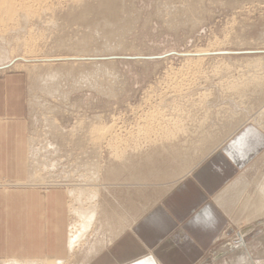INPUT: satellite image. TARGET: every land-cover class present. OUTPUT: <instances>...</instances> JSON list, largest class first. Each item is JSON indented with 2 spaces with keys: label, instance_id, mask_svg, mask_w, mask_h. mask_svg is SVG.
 I'll return each instance as SVG.
<instances>
[{
  "label": "rangeland",
  "instance_id": "obj_1",
  "mask_svg": "<svg viewBox=\"0 0 264 264\" xmlns=\"http://www.w3.org/2000/svg\"><path fill=\"white\" fill-rule=\"evenodd\" d=\"M33 12L0 28V77L25 81L39 185L24 188L102 193L113 161L166 142L167 130L188 137L215 114L251 121L264 109V0H46ZM8 182L0 189L16 188Z\"/></svg>",
  "mask_w": 264,
  "mask_h": 264
},
{
  "label": "crops",
  "instance_id": "obj_2",
  "mask_svg": "<svg viewBox=\"0 0 264 264\" xmlns=\"http://www.w3.org/2000/svg\"><path fill=\"white\" fill-rule=\"evenodd\" d=\"M26 105L22 75L0 77V181L18 185L0 189V263L53 264L70 254V198L19 185L29 175ZM227 114L113 161L110 189H97L96 228L69 264H201L226 254L231 264H264V128Z\"/></svg>",
  "mask_w": 264,
  "mask_h": 264
},
{
  "label": "bare ground",
  "instance_id": "obj_3",
  "mask_svg": "<svg viewBox=\"0 0 264 264\" xmlns=\"http://www.w3.org/2000/svg\"><path fill=\"white\" fill-rule=\"evenodd\" d=\"M45 2V4H46V0H0V28H1V26L3 25V24H5L6 22H8V23H12V22H10V21H12V20H15L16 18H20V19H22V21H26L28 18H30L31 17V15H33V9H34V6H36V5H38V7L40 6V4L42 5V3H44ZM44 5V4H43ZM33 8V9H32ZM37 11V10H36ZM35 11V12H36ZM46 12V11H45ZM30 14V17H28V15ZM21 17H26L27 19L25 20V18H24V20H23V18H21ZM19 20V19H18ZM16 21V20H15ZM17 22V21H16ZM8 26V25H7ZM9 27V26H8ZM2 29V28H1ZM9 29V28H8ZM7 30V29H6ZM2 31V30H1ZM3 32V31H2ZM0 36H4V35H1V32H0ZM99 36V35H98ZM34 45V44H33ZM93 49V48H92ZM41 66V65H40ZM79 69V68H78ZM60 71V70H59ZM57 73V72H56ZM85 76H86V74H85ZM73 86V85H72ZM70 89H72V88H70ZM256 119H258V120H256ZM256 119H252L251 120V122H253V123H257V121H261V120H264V109L262 110V111H260V113H259V115L257 116V118ZM262 122V121H261ZM100 124V123H99ZM95 126V125H94ZM261 126V125H260ZM104 130V129H103ZM103 130H101V131H103ZM98 131V130H97ZM100 131V132H101ZM33 140V139H32ZM52 140V139H51ZM31 141V140H30ZM32 142H34V141H32ZM32 142H28V144L29 143H32ZM48 142H50V141H48ZM117 143V142H116ZM27 144V145H28ZM36 144V143H35ZM52 144H54L53 142H52ZM51 144V142L49 143V145H47V147H46V149L47 150H49V149H52V150H54V145H52ZM114 144V143H113ZM34 145V144H33ZM56 145V144H55ZM29 146V145H28ZM46 146V145H45ZM29 147H32V145L31 146H29ZM28 147V148H29ZM44 147V146H43ZM57 147V146H56ZM55 147V148H56ZM28 148H27V150H28ZM36 148V147H35ZM39 148V147H38ZM42 148V147H41ZM49 148V149H48ZM40 149V148H39ZM45 148H43V150H44ZM59 149V148H58ZM98 150V149H97ZM38 151H40V150H38ZM51 151V150H50ZM29 152H31V155H28L27 156V159H28V157L29 156H32V150H28V153ZM34 153H35V151H33ZM53 152V151H52ZM55 152V151H54ZM27 153V154H28ZM37 153L38 152H36V155H37ZM44 153H47V154H51V152H49V151H47V152H44ZM57 153H59V150H58V152ZM57 153H56V155H57ZM68 154V153H67ZM55 155V154H54ZM55 155V156H56ZM34 156H35V154H34ZM51 156V155H50ZM98 156V155H97ZM58 157V156H57ZM30 158V157H29ZM34 159V158H33ZM32 159V157H31V159H29V161L30 160H33ZM35 159L37 160V158L35 157ZM33 161H35V160H33ZM43 161V160H42ZM37 162V161H36ZM48 162V161H47ZM89 162V161H88ZM91 162H95V161H91ZM90 162V165L91 164H96V163H91ZM29 164H31L30 162H28ZM28 163H27V165H28ZM40 163V162H39ZM39 163H37L38 165H43V164H39ZM42 163V162H41ZM85 163V162H84ZM98 163V162H97ZM35 164V163H34ZM50 164V163H49ZM85 164H87V163H85ZM32 165V164H31ZM44 165H46V164H44ZM88 165V164H87ZM98 165V164H97ZM28 166H30V165H28ZM47 166V165H46ZM73 166V165H72ZM33 167H34V165H33ZM39 167V166H38ZM45 167V166H44ZM57 167V166H56ZM85 168H86V166H84ZM88 167V166H87ZM94 167V166H93ZM28 168V167H27ZM46 168H48V166L46 167ZM53 168V167H52ZM90 168H91V166H90ZM94 168H96V167H94ZM99 168V167H98ZM98 168H97V170H98ZM29 169H30V167H29ZM28 169V170H29ZM35 169H36V167H35ZM100 169V168H99ZM27 170V171H28ZM33 170V169H32ZM96 170V171H97ZM55 171V170H54ZM70 171V170H69ZM72 171V170H71ZM91 171L92 170H90V173H91ZM95 171V172H96ZM30 172H32L31 170H30ZM34 172V171H33ZM49 172V171H48ZM66 172V171H65ZM64 172V173H65ZM79 172V171H78ZM83 172V171H82ZM94 172V169H93V173H95ZM29 173V172H28ZM68 173V172H67ZM81 173V172H80ZM30 175H28V178H27V180H25V183H22V184H26V185H24V186H30V187H33V186H36V185H39V184H33V183H30V182H36L37 180H35V179H33L32 177L33 176H31V174L32 173H29ZM82 174H84V173H82ZM87 174V173H86ZM67 175V174H66ZM76 175H78V174H76ZM97 175V177H98V175L99 174H96ZM49 177H52L51 175L49 176ZM48 177V178H49ZM64 177V176H63ZM68 177V176H67ZM84 177V176H83ZM83 177H82V179H83ZM47 178V177H46ZM75 178V177H74ZM76 178H77V176H76ZM88 177H87V175H86V179H87ZM96 178V177H95ZM85 179V178H84ZM34 180V181H33ZM40 180H41V178H40ZM47 180V179H46ZM49 180V179H48ZM51 180V179H50ZM68 180V179H67ZM72 180V179H71ZM75 180V179H74ZM72 181V182H74L75 183V181ZM89 180V179H88ZM27 181V182H26ZM42 181V180H41ZM64 181V180H63ZM96 181V180H95ZM94 181V182H95ZM100 181V180H99ZM58 182H60V181H58ZM65 182V181H64ZM78 182H80V181H78ZM85 182V181H84ZM66 183H68V181H66ZM77 183V182H76ZM86 183V182H85ZM264 183V182H263ZM22 184H19V185H22ZM68 184H70V183H68ZM82 184H84V183H82ZM91 184V183H90ZM90 184H89V186H90ZM262 184V183H261ZM42 185V184H41ZM43 185H45V184H43ZM48 185V184H47ZM46 185V186H47ZM86 185H88V184H86ZM85 185V186H86ZM97 185V184H96ZM96 185H94L95 186V188L93 187V188H90L89 187V189H79V190H73V189H71V190H69L68 191V194H69V197H68V199L70 198V200L73 202V205H77L76 207H74L73 205L71 206V215H72V223H71V225H69L70 226V234H69V252H70V254H69V257H68V259L67 260H55V263H53V264H69L70 262H71V260H73V259H75L74 258V255H75V253H76V251L79 249V247H80V245H82V243L85 241V239L87 238V236L89 235V234H91V233H93L94 232V228H96L95 227V224H96V221L98 220V219H96L97 218V216L99 215H97V212L98 211H100V209L97 211V205H99V204H96L97 202H96V196H97V188H96ZM102 185V184H101ZM100 185V186H101ZM23 186V185H22ZM61 186V185H60ZM69 186V185H68ZM71 186H73V185H71ZM92 186V185H91ZM50 187V186H49ZM62 187V186H61ZM74 187H75V185H74ZM73 187V188H74ZM77 187V186H76ZM86 187H88V186H86ZM98 187V186H97ZM105 187V186H104ZM260 187H262L261 185H260ZM48 188V187H47ZM72 188V187H71ZM100 188V187H99ZM259 188V187H258ZM67 189H69V188H67ZM103 190V189H102ZM101 190V191H102ZM67 191V190H66ZM98 191H100V190H98ZM100 191V192H101ZM264 191V190H263ZM264 193V192H263ZM260 195V194H259ZM100 197V196H99ZM259 197H261V195L259 196ZM258 197V198H259ZM97 198H98V196H97ZM98 201V200H97ZM264 201V200H263ZM70 202V201H69ZM261 202V201H260ZM260 204V203H259ZM70 207V206H69ZM68 207V208H69ZM260 207V206H259ZM264 207V206H263ZM100 208V207H99ZM102 212V211H101ZM100 212V213H101ZM99 213V212H98ZM98 224V223H97ZM99 228V227H98ZM89 233V234H88ZM96 233V232H95ZM88 234V235H87ZM87 235V236H86ZM91 235H93V234H91ZM90 236V235H89ZM74 261V260H73ZM0 264H49V263H46V262H44V260L43 261H41V260H15V261H9V260H7V261H3V262H1Z\"/></svg>",
  "mask_w": 264,
  "mask_h": 264
},
{
  "label": "built area",
  "instance_id": "obj_4",
  "mask_svg": "<svg viewBox=\"0 0 264 264\" xmlns=\"http://www.w3.org/2000/svg\"><path fill=\"white\" fill-rule=\"evenodd\" d=\"M14 186L18 187L17 184H13ZM10 186V183L8 181H0V188Z\"/></svg>",
  "mask_w": 264,
  "mask_h": 264
}]
</instances>
